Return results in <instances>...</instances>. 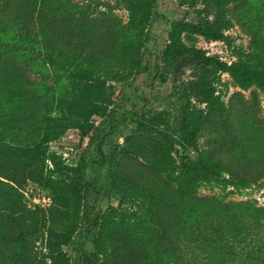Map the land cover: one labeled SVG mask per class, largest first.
<instances>
[{
    "label": "rangeland",
    "instance_id": "obj_1",
    "mask_svg": "<svg viewBox=\"0 0 264 264\" xmlns=\"http://www.w3.org/2000/svg\"><path fill=\"white\" fill-rule=\"evenodd\" d=\"M193 1L197 4V0H152L137 67L132 71L110 61L108 66V62L99 60L112 45L111 34L119 36V27L129 21V11L121 1H28L25 12L31 14L33 21L42 20L49 33L67 21L74 22L77 33L65 40L61 49L65 51L66 45L81 55L59 49L48 53L49 61L35 59L13 47L0 48V105L5 110L1 125L10 127L7 139L20 147L31 144L28 127L33 111L57 117L72 105L93 112H89L85 136L76 124L55 128L44 144L41 174L35 178L21 175L18 197L27 223L36 233L34 241L4 243L5 247L0 244V264H20L17 263L19 256H28V261L34 260V264H50L47 258L50 250L42 233L54 222L59 227L65 225L67 230L75 229L84 208V197L92 215L103 214L106 223L119 224L125 209L138 219L141 213L137 207L127 203L119 205L125 196L112 188L113 175H124L139 187L165 197L164 204L142 210L146 229H136L132 218L128 231L116 230L138 242L139 249L153 250L143 240L150 233L159 237L163 229L166 238L159 237V244L173 251L180 240V256L185 262L200 253V241L195 239V226L191 225L195 209L212 214L229 200H254L264 206V91L256 84L243 88L228 70L208 66L206 83L215 104L207 105L190 95L180 101L179 85L198 78L200 67L170 65L161 60L172 24L179 21L181 26L176 34L187 49H194L201 57L227 67L245 61L260 69L264 66V0H233L223 6L219 13L220 39L207 38L184 26L194 21L190 6ZM196 6L202 7L200 3ZM187 9L190 15L185 17L183 11ZM209 19H215V13ZM1 26L7 32L5 40L9 45L17 43L14 38L19 26L14 15L4 14ZM35 31L32 25L29 34L34 35ZM30 41L26 39L27 43ZM88 63H92L90 71L95 70L94 78L99 77L100 86L75 80L74 72L89 69ZM184 103H188L194 115L206 120L193 136L191 152L224 164L236 162L241 175L259 179L256 186L232 193V188L209 181L199 183L194 193H182L174 181V170L161 154H157L153 163L135 154L130 139L137 122L165 111L174 126L182 117ZM110 207L117 208L116 216ZM108 230L105 226L101 235L99 263L118 264L122 257L132 263L136 247L128 244V248L121 250L124 255H113L104 244ZM80 246L87 252L94 250L85 233L79 232L59 250L69 258L70 264H76L81 257ZM11 253L12 261L8 257Z\"/></svg>",
    "mask_w": 264,
    "mask_h": 264
},
{
    "label": "trees",
    "instance_id": "obj_2",
    "mask_svg": "<svg viewBox=\"0 0 264 264\" xmlns=\"http://www.w3.org/2000/svg\"><path fill=\"white\" fill-rule=\"evenodd\" d=\"M28 1L0 0V48L13 47L16 51L33 55L35 59L46 60L47 58L51 61L48 53L61 49L63 42L74 36L77 29L73 21L70 24L67 21L49 33L47 25L42 20L36 18L33 21L31 14L25 12L24 9ZM58 1L70 3L71 0ZM79 1L88 3L90 0ZM119 1L127 7L129 21L126 26L119 27V36L111 34L112 45L107 49L105 55L99 56V60L108 62V66L112 62L122 69L132 71L137 67L144 30L151 16L152 0ZM231 1L233 0H197V4L200 3L202 7H197L196 1H193V5L190 6L193 10L194 21L185 23L184 26L207 38L220 39L222 37V21L219 13L222 7ZM13 12L20 15H15ZM183 12L185 17L190 15L188 9ZM214 13L215 19H209L210 14ZM4 14L14 15V20L18 23L19 33H14L16 35L14 40L17 43L9 45L5 40L7 32L1 26ZM32 25L36 29L34 35L29 34ZM180 26L179 21L172 24L169 43L161 55V60L170 65L177 63L180 66L197 65L200 67L198 78L179 85L178 98L180 101L190 95L207 105L215 104L216 101L206 83L208 66H217L228 70L243 88L256 84L264 91V66L259 69L257 65L243 61L227 67L219 61L201 57L198 51L187 49L179 40L176 32ZM26 39L31 41L27 43ZM64 48L65 51L61 49L64 52L72 51L69 46L65 45ZM42 52H45V55H42ZM72 52L73 55H81L74 50ZM88 65L89 69L85 68L74 72L75 80L89 81V83L100 86L99 77L98 79L94 78L95 70L90 71L92 63H88ZM11 100L9 98L8 102L10 103ZM182 110V117L174 126H171L165 111H159L155 115L148 116L146 120L138 121L135 126V134L131 135L130 139L135 154L152 163L154 159L156 160L157 154H161L168 167L174 170L173 173L176 174L174 181L182 193H194L199 183L209 181H216L224 188H232V193H239L252 185L256 186L259 179L241 175L236 169L238 167L236 162L224 164L207 155L197 156L191 152L193 136L206 120L200 115H194V111L188 103L183 104ZM89 112L81 109V106L77 108L72 105L57 117H52L49 113L41 114L38 111H33L28 127L31 144L20 147L12 145L10 143L12 141L7 139L10 127L1 125L5 110L0 105V244L3 247H5L4 243L9 242L34 241L33 234L36 233V229H32L27 223L21 199L18 197L21 175L25 173L27 177L35 178L41 174L45 154L44 144L51 138L55 128L70 123L76 124L82 129V136H85L89 126ZM159 167H161V163ZM111 186L115 191L119 190L125 196V201L119 200V205L127 203L135 206L141 214L142 210L147 209L148 206L165 202L163 194L157 193L156 195L139 187L124 175H113ZM84 200V208L75 229L67 230L65 225L59 227L54 222L42 233L46 247L50 250L47 256L50 264H70L69 258L59 249L71 243L76 232L85 233V237L89 243L93 244L94 249L92 252H87L83 248L86 243L83 242V246H80L79 249L82 251L81 257L76 264H102V262L99 263L100 251L98 250H101L100 246L103 243L101 235L105 226L109 230L106 233L104 244L108 250L112 251L113 255H124L121 250L128 248V244L131 248L136 247L135 254L132 255L134 257L132 263H128L127 259L122 257L118 264H264V206L256 204L254 200H229L222 205L221 209L214 210L212 214L209 211L206 212L207 214H203L201 210L195 209L192 212L191 225L195 226V239L200 241V253L191 261L186 260L187 262L182 261L184 258L181 259L180 240H177L178 245L173 251L159 244V237L162 240L166 238V232L163 229L160 230L159 237L150 233L143 240L148 246L153 247V250L146 247L139 249L138 242L116 230L122 228L128 231L132 218L133 226L136 229H146V219L143 215L140 214L136 219L134 214H130L125 209L120 215L119 224L114 222L109 224L106 223L103 214L92 215L91 210L86 207V197ZM116 209L110 207L109 210L114 211L116 216L118 213ZM11 256L13 253L8 256L12 261ZM29 259L28 256H19L17 263L34 264V260L28 261Z\"/></svg>",
    "mask_w": 264,
    "mask_h": 264
}]
</instances>
